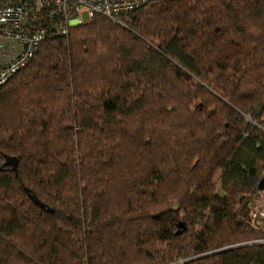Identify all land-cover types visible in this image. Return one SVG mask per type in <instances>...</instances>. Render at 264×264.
Listing matches in <instances>:
<instances>
[{"label": "trees", "instance_id": "obj_1", "mask_svg": "<svg viewBox=\"0 0 264 264\" xmlns=\"http://www.w3.org/2000/svg\"><path fill=\"white\" fill-rule=\"evenodd\" d=\"M0 166V264H264V0L48 35L0 86Z\"/></svg>", "mask_w": 264, "mask_h": 264}, {"label": "built area", "instance_id": "obj_2", "mask_svg": "<svg viewBox=\"0 0 264 264\" xmlns=\"http://www.w3.org/2000/svg\"><path fill=\"white\" fill-rule=\"evenodd\" d=\"M146 1L0 0V86L29 62L48 35H67L70 28L89 22L96 14L118 20L120 14ZM262 207L252 215L264 216Z\"/></svg>", "mask_w": 264, "mask_h": 264}, {"label": "rangeland", "instance_id": "obj_3", "mask_svg": "<svg viewBox=\"0 0 264 264\" xmlns=\"http://www.w3.org/2000/svg\"><path fill=\"white\" fill-rule=\"evenodd\" d=\"M83 18L85 20L88 19L87 13H83ZM215 180L218 181V178L215 179ZM216 183H217V186L216 187L219 188L220 187L219 186V183L218 182H216ZM250 204H251V208H252L251 209V212H250L251 213L250 214V217H251V220L253 222V225H257V224L258 225L259 224L260 225H264V216H261V214H259L257 216L252 215V213H254V211H256L257 209H260V207H262V206L264 207V192H263V190L258 195H256V196H254V197L251 198ZM158 215H159V213L156 214V217H158ZM184 225H185V222H184ZM197 227L200 228V226H197ZM182 228H184V227H181V228L178 227V229L183 230ZM192 233H193V231H191V230L186 232V234H187V238L186 239L187 240H189V241L193 240L194 237L191 236ZM256 241H260V240H256ZM148 247H153V246H148ZM154 247H156L155 250H152V252L151 251L150 252L153 253L155 251H159V253H158L159 256H162L164 254H167L168 255V250L171 248V245L170 244H166V243H162V242L159 241V242H157L155 244ZM141 256L143 257L144 255L141 254ZM195 256H197V255L194 254V255H191L189 257H185L184 260L178 258V261H176V263L182 264L183 262L193 260V258ZM170 262L163 263V264H171ZM172 263H175V262L172 261Z\"/></svg>", "mask_w": 264, "mask_h": 264}, {"label": "water", "instance_id": "obj_4", "mask_svg": "<svg viewBox=\"0 0 264 264\" xmlns=\"http://www.w3.org/2000/svg\"><path fill=\"white\" fill-rule=\"evenodd\" d=\"M6 163L9 164V165H11L12 168H13L15 171H17V167H18V158H17L16 156H13V155H8V156H6ZM1 168H2V167L0 166V169H1ZM258 189H259V190H264V177H262V178L260 179V181H259V183H258ZM26 190L29 191L28 189H26ZM30 195H31V198L33 199V201L35 202V204L39 205L40 207L45 208L46 205H45L41 200H39L38 197H37L35 194H30ZM47 209H48V210H52V208H50V207H47ZM155 217H156V215H155ZM178 227H179V228L184 227V222H183V221H180V222L178 223ZM177 233L180 234V233H181V229H178ZM227 248H232V247H227ZM227 248H223V249H221V250H225V249H227ZM221 250H218V251H221ZM218 251H212L210 254H213V253L218 252ZM201 256H204V255H197V256H195L193 259L198 258V257H201ZM171 264H178V263L175 262V263H171Z\"/></svg>", "mask_w": 264, "mask_h": 264}]
</instances>
